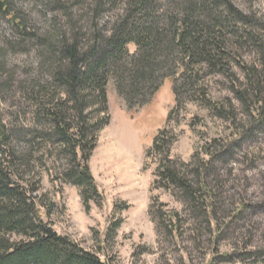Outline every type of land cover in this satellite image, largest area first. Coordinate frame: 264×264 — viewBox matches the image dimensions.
I'll use <instances>...</instances> for the list:
<instances>
[{
	"label": "trees",
	"instance_id": "1",
	"mask_svg": "<svg viewBox=\"0 0 264 264\" xmlns=\"http://www.w3.org/2000/svg\"><path fill=\"white\" fill-rule=\"evenodd\" d=\"M49 1L68 16L78 3ZM108 2L113 0H91L89 27H74L67 34L52 23L28 31L8 0H0V14L23 40L37 45L40 70L36 80L17 86L28 104L27 122L17 126L11 118L0 119V264H109L44 219L35 167L57 153L65 163L61 176L80 189L87 207L100 196L88 160L110 118L108 81L126 109L136 111L166 79L175 101L167 120L177 108L193 103L231 124L232 130L229 139L204 142L186 163L169 156L176 138L170 130L155 134L147 151L157 159L153 183L183 205L177 210L151 196L148 216L158 249L178 252L181 258L187 256L188 248L182 245L186 241L198 253L199 264L264 260V249L258 247L220 250L227 222L240 217L249 204L237 202L235 212L221 214L224 198L215 185L217 165L232 159L248 138L264 136V24L229 0H121V14L103 30L97 20ZM129 44L135 47L132 53ZM244 53L254 56L247 60ZM210 82L224 87L240 108L228 96L211 97ZM21 139L28 150L18 145ZM49 213L46 207V216ZM120 223L111 221L107 236Z\"/></svg>",
	"mask_w": 264,
	"mask_h": 264
},
{
	"label": "rangeland",
	"instance_id": "2",
	"mask_svg": "<svg viewBox=\"0 0 264 264\" xmlns=\"http://www.w3.org/2000/svg\"><path fill=\"white\" fill-rule=\"evenodd\" d=\"M60 1L63 4L75 2ZM77 1L68 16L65 9H57L49 0H8L13 15L25 23L28 31H41L52 23L67 34L74 27L87 24L89 27L91 23V14L87 10L91 0ZM229 1L236 9L254 15L264 24V0ZM120 3L121 0H113L105 4L104 12L97 20L103 30L121 14ZM127 48L130 53L135 50L133 44ZM38 53L37 45L32 40H23L9 19L0 14V119L3 122L8 118L17 126L27 122L24 120L28 104L24 103L17 86L24 80L38 78ZM243 56L250 60L254 55L244 53ZM106 91L110 118L100 129L88 160L99 198L90 201L86 207L80 189L65 182L61 176L64 160L53 153L43 158L45 163L35 167L40 180L39 196L45 206L38 203L42 216L50 221L57 233L70 236L109 264H199L198 253L190 242L182 243L188 251L187 256L181 258L178 252L157 247L155 227L148 216L151 196L156 195L177 210L183 205L169 191L154 185L157 159L153 155L147 156V151L155 134L166 127L176 137L169 148L170 158L186 163L211 138L229 139L231 124L212 117L193 103L177 108L167 120L175 106L169 79L163 81L148 104L136 111L126 109L111 81H108ZM209 91L211 97L232 99L224 87L214 82L209 83ZM232 102L238 105L234 99ZM238 118L244 117L239 114ZM18 145L28 150L22 139ZM217 167L215 185L221 188L224 198L220 213L235 212L237 202L249 204L240 217L227 222L219 241L220 250L242 246L264 249V136L248 138L232 159ZM125 205L128 207L124 208ZM46 207L50 208L47 216ZM115 219H120L121 223L113 235L107 236L109 223ZM254 264H264V260Z\"/></svg>",
	"mask_w": 264,
	"mask_h": 264
}]
</instances>
